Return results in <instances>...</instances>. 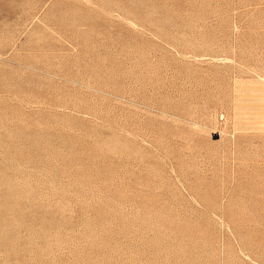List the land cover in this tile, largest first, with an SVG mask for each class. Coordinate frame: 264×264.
Returning <instances> with one entry per match:
<instances>
[{
    "label": "rangeland",
    "instance_id": "obj_1",
    "mask_svg": "<svg viewBox=\"0 0 264 264\" xmlns=\"http://www.w3.org/2000/svg\"><path fill=\"white\" fill-rule=\"evenodd\" d=\"M264 0H0V264H264Z\"/></svg>",
    "mask_w": 264,
    "mask_h": 264
},
{
    "label": "bare ground",
    "instance_id": "obj_2",
    "mask_svg": "<svg viewBox=\"0 0 264 264\" xmlns=\"http://www.w3.org/2000/svg\"><path fill=\"white\" fill-rule=\"evenodd\" d=\"M258 126L264 127V117H262V118L259 119Z\"/></svg>",
    "mask_w": 264,
    "mask_h": 264
}]
</instances>
